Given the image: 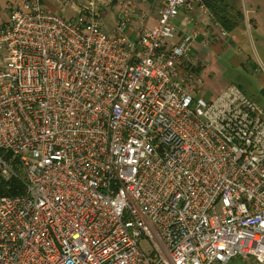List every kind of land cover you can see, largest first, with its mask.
<instances>
[{
    "label": "built area",
    "instance_id": "built-area-1",
    "mask_svg": "<svg viewBox=\"0 0 264 264\" xmlns=\"http://www.w3.org/2000/svg\"><path fill=\"white\" fill-rule=\"evenodd\" d=\"M109 3L0 5V264H264V111L199 96L194 34L169 45L195 5L227 32L161 0L128 40Z\"/></svg>",
    "mask_w": 264,
    "mask_h": 264
},
{
    "label": "crops",
    "instance_id": "crops-1",
    "mask_svg": "<svg viewBox=\"0 0 264 264\" xmlns=\"http://www.w3.org/2000/svg\"><path fill=\"white\" fill-rule=\"evenodd\" d=\"M6 1L7 0H0V5H3ZM237 1L238 0H233L234 5L238 8ZM256 1H258V5H255V9H257V12H261L258 8L264 9V1ZM160 6L161 0H110L108 7L101 14L102 30L106 34H111L116 25L119 24L120 21H123L124 25L122 31L124 36L128 40H134L140 29L143 27H152L156 24L157 12ZM199 14L198 7L195 5L192 11H181L177 15L173 20V24L177 29V34L170 41L169 45L176 44L184 35L194 34L188 55L196 64L197 72L202 77L203 82L200 94L205 98H209L215 96L226 86L231 84L225 80V68L222 64L226 62H224L223 59L221 60L220 56H223V52L225 53L227 50H232V47L228 43L226 45V42L222 44L218 41H211L209 26L206 21L202 22L199 20ZM65 17L68 16L65 15ZM257 23L261 25V20L259 18L257 19ZM243 25L235 30V34H238V32L240 33V28ZM257 30L262 31L261 26L258 27ZM255 38H258V36ZM227 39L231 41V37L228 33ZM222 45L225 46L221 48Z\"/></svg>",
    "mask_w": 264,
    "mask_h": 264
},
{
    "label": "rangeland",
    "instance_id": "rangeland-1",
    "mask_svg": "<svg viewBox=\"0 0 264 264\" xmlns=\"http://www.w3.org/2000/svg\"><path fill=\"white\" fill-rule=\"evenodd\" d=\"M237 3L244 15V25L240 28V33L234 32L237 38L229 42L232 50H227L223 52L224 54L222 53L223 56H220V59L226 62L222 64L225 68L224 76L228 79L225 78V80L231 85L239 86L240 91L247 98L264 110V9L258 8L262 14L257 12L255 5H258V1L256 0H242V2L238 0ZM70 13L67 11L66 16ZM258 18L261 20V25L257 23ZM2 20L3 17L0 16V23ZM260 26L262 31L257 30ZM255 33L258 38H255ZM225 44L227 45V42ZM224 46L222 45L221 48ZM143 247L146 249V244Z\"/></svg>",
    "mask_w": 264,
    "mask_h": 264
},
{
    "label": "trees",
    "instance_id": "trees-1",
    "mask_svg": "<svg viewBox=\"0 0 264 264\" xmlns=\"http://www.w3.org/2000/svg\"><path fill=\"white\" fill-rule=\"evenodd\" d=\"M211 13L214 20L230 35L231 41L237 36L235 30L243 25V14L234 5L233 0H200ZM230 40L227 43L231 42ZM238 88H240L238 86ZM241 89V88H240ZM22 185L18 178L0 180V194L15 195L21 192Z\"/></svg>",
    "mask_w": 264,
    "mask_h": 264
}]
</instances>
